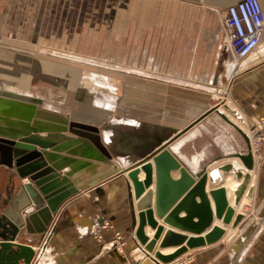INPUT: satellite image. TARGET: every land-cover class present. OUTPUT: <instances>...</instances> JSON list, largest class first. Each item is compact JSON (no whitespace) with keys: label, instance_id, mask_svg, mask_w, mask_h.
<instances>
[{"label":"crops","instance_id":"0c3cea01","mask_svg":"<svg viewBox=\"0 0 264 264\" xmlns=\"http://www.w3.org/2000/svg\"><path fill=\"white\" fill-rule=\"evenodd\" d=\"M238 1L119 0L118 19L113 20L111 12H107L104 24H110L111 28L112 22H118L122 36L168 40V54L174 55V75L169 66L168 86L184 88L189 96L203 95L197 87L216 85L230 90V98H135L132 106L142 119L138 126L151 135L145 147L135 154H117V143H124L123 133L118 141L113 130L103 139L96 123L74 120L64 123L57 114L43 115L29 104L26 112L25 104L17 105L9 100L7 107H1L11 116L0 122V166L16 172L32 200V205L23 212L25 227L21 236L27 240L17 242L28 244L36 251L33 264L47 248L56 254L53 259L50 253L53 264L129 261L142 264L148 253L136 234L140 214L137 203L148 190L136 199L129 173L145 162L155 165L151 157L165 146L173 164L190 173L186 183L197 181L200 172L209 174L228 163L237 170L244 169L243 162L234 156L246 154L247 144L223 116L248 135L253 120L264 117V40L239 66L233 64L223 18L228 7ZM260 2L264 10V0ZM112 5L117 6V2H110L109 6ZM96 22V0H0V70L62 69L57 66L58 61L54 67L43 56L80 54L81 37L86 34L87 38L91 35L95 39ZM33 55L39 56L34 64L29 57ZM15 80L18 86H27L26 79ZM151 82L153 88L163 85L158 80ZM103 106L113 105L108 102ZM223 109L233 116L224 114ZM210 110L214 111L203 117ZM80 150L86 152L85 158L75 155ZM159 156L163 170L168 171L171 165L165 154ZM247 172L251 179L238 206L234 190L241 181L234 173H222L225 181L215 185L208 178L206 193L214 214L211 192L224 189L227 206L234 210V216L229 225L215 216L212 226L201 235L172 228L156 215L154 174L150 189L152 209L159 225L188 238H203L214 227L225 229L217 242L189 249L170 264H264V145L261 155L254 157L253 169ZM181 174L175 169L171 177L179 180ZM139 180H145L144 172L139 174ZM167 182L168 178L162 177L161 183ZM180 190L176 184L168 187L164 197L166 212L174 210ZM41 199L42 207L34 208ZM196 201L199 203L200 199ZM239 215L242 219L234 226ZM55 216L58 220L54 234L49 228ZM185 216V212L179 215ZM155 232L146 226L145 234L150 240ZM117 233L127 240L125 249L118 245ZM41 244L43 247L38 248ZM182 246L186 243L157 250L170 255Z\"/></svg>","mask_w":264,"mask_h":264},{"label":"rangeland","instance_id":"374dc122","mask_svg":"<svg viewBox=\"0 0 264 264\" xmlns=\"http://www.w3.org/2000/svg\"><path fill=\"white\" fill-rule=\"evenodd\" d=\"M110 2L112 4L117 2V6H109ZM118 4L119 0H96L95 39H92L91 35L89 38L86 34L82 36L80 54L43 56L48 62L53 63L54 67L55 62L58 61L57 66L62 69L25 72L0 70V122L5 116L10 115L1 109V107H7L8 100L17 105L25 104L26 112L27 104H29L41 110L43 115L57 114L63 117L64 123L65 120L96 123L103 139L113 130L118 136V141L123 133L124 143H117V154L120 152L135 154L140 151L139 148L145 147L148 139H151L148 131L138 126L137 122L142 119L141 114L132 106L135 98H190V96L192 98H230L228 87L216 85L197 87L195 89L203 92V95L195 93L189 96V91H185L184 88L168 86L169 66L174 75V55L168 54V40L152 37L135 38L134 36L127 38L120 35L118 22H112L111 28L110 24H104L103 18H108L107 14L110 12L113 20L118 19L120 11ZM29 57L33 63L39 56ZM19 78L27 80L26 87L18 86L15 79ZM153 80H158L166 86L153 88L151 82ZM108 102H111L113 106L104 107L103 105ZM75 155L82 158L87 156L83 150L77 151ZM52 169L56 170V167ZM63 169L64 167L62 171ZM10 176L15 178L14 192L17 193L23 181L19 179L16 172L4 170L1 166L0 190L11 185ZM32 188L37 191L33 184ZM5 198H7L5 193L0 195V217L6 210L3 203ZM42 205L43 199L40 203H36L34 208L42 207ZM57 217L55 216V221L49 228V232L54 234L57 228ZM115 237L117 243L125 249L128 245L127 240L119 233ZM23 239L27 240L26 237L18 240ZM43 245L37 247L42 248ZM51 254L54 259L55 252L52 251ZM40 255L38 253V257ZM124 264L135 263L129 261Z\"/></svg>","mask_w":264,"mask_h":264},{"label":"water","instance_id":"95a60500","mask_svg":"<svg viewBox=\"0 0 264 264\" xmlns=\"http://www.w3.org/2000/svg\"><path fill=\"white\" fill-rule=\"evenodd\" d=\"M213 111L214 110H210L203 117L211 114ZM235 114L237 115V113ZM223 118L227 120L225 116H223ZM232 126L243 136L247 144V153L236 154L234 157L239 158L248 170H252L254 167V157L251 154L250 139L247 134H245L239 128L234 125ZM162 152L165 154L167 160L171 165V168L168 171L163 170L162 158L161 156H159V154ZM151 158H153L156 166L155 172L152 163L148 162L141 166V168H136L129 173V177L134 185L136 199H140L145 191L148 190V192L137 203V208L140 211V214L136 234L141 245L144 246L145 250L148 253V257L142 264H170L178 257L186 253L189 249H194L217 242L224 236L225 229L214 227L203 238H188L185 235L175 233L171 230H166L163 225H159L157 220H155L154 211L152 209L153 190L150 189V187L154 183V174L156 176V215L160 219H163V222L166 225L182 232H187L194 235H201L206 232L212 226L215 216L219 219H223V222L226 225L231 224L234 216V210L227 206L226 192L224 189H218L211 192V196L215 201L216 208L214 214L211 207V201L208 194L206 193L208 178L210 177L211 184L215 185L216 183H223L225 181L222 173H234L235 178L241 181V184L236 188V190H234L235 205L238 206L241 201V197L243 196L245 190L249 185L251 175L250 173H246L243 170H237L232 163H228L221 167L215 168L209 174H207L206 171L200 172L198 174L199 178L197 181L195 179H192L189 183H186L185 181L187 180V178H190V173L182 166L173 164L172 156L166 146L161 148V150H159ZM175 169H179L182 173L179 180H174L171 177V172ZM141 170L145 172L144 181H140L138 179V175ZM162 177L168 178V182L164 185L161 183ZM174 184L179 185L181 190L178 198L174 201L176 205L174 210L168 213L166 212V210L168 209L165 207L164 197L168 190V187ZM14 191L15 187L13 188L12 195L5 198V202H3L5 203L6 210L5 213L0 217V230L2 231L6 230L5 220L9 209H12L13 207L12 200L18 210H20L17 205V199L20 197L21 193L25 192L23 185L19 186L17 193ZM197 198L200 199L199 203L196 201ZM178 199H181L180 202H178ZM9 202L11 204L8 205ZM181 212H185L186 216L183 218L179 217ZM195 219H197L196 222ZM241 219V215L237 216L233 225L237 226ZM9 225H11L13 228V230L10 232V235H0V238L2 240L0 242V264H31L35 256V252L33 251L32 247L28 244L16 242L22 237L17 227L18 225L22 226V223L19 224L13 222L9 223ZM147 225H149L156 231L152 240H150L149 237L145 234V228ZM184 243H186V246H182L176 252L170 255H165L157 250L158 247H160L161 249H166L169 247L180 246Z\"/></svg>","mask_w":264,"mask_h":264},{"label":"built area","instance_id":"2783aa9c","mask_svg":"<svg viewBox=\"0 0 264 264\" xmlns=\"http://www.w3.org/2000/svg\"><path fill=\"white\" fill-rule=\"evenodd\" d=\"M223 26L232 62L240 64L264 40V10L260 0H239L229 6L223 18ZM250 132L253 156L258 157L264 145V117L253 120Z\"/></svg>","mask_w":264,"mask_h":264},{"label":"bare ground","instance_id":"6f19581e","mask_svg":"<svg viewBox=\"0 0 264 264\" xmlns=\"http://www.w3.org/2000/svg\"><path fill=\"white\" fill-rule=\"evenodd\" d=\"M234 65H240V64H235V63H233ZM221 111V110H220ZM222 112V111H221ZM224 112H227L228 114H230L231 116H233V114L232 113H230L228 110H226V109H223V113ZM225 114V113H224ZM225 118H226V115H225ZM227 119V121L231 124V125H234V126H236L237 128H239L241 131H243L242 130V128L241 127H239L238 125H236L235 123H233L232 121H230L229 120V118H226ZM238 119V118H237ZM244 132V131H243ZM245 134H247L246 132H244ZM251 133V132H250ZM247 136L249 137V139L251 138L250 136H251V134H247ZM251 140V139H250ZM250 144H251V141H250ZM251 154L253 155V152H252V148H251ZM254 157V156H253ZM145 163H148V162H145ZM155 164V163H154ZM152 165H153V163H152ZM139 167V166H138ZM138 167H136V168H138ZM154 167H155V165H153V169H154ZM135 168V169H136ZM140 168V167H139ZM245 169V170H244ZM244 169H243V171H245V172H247V171H249L245 166H244ZM133 171V170H132ZM131 171V172H132ZM141 172H144L143 170H141L140 171V173ZM139 173V174H140ZM145 173V172H144ZM130 178V177H129ZM138 179H139V175H138ZM131 180V179H130ZM132 181V180H131ZM231 184H233V183H231ZM231 184H229V185H231ZM29 185V184H28ZM231 186H233V185H231ZM230 186V187H231ZM23 188H24V193H21V195H20V197L17 199V205H18V207L20 208V210H18V208L15 206V204H14V202H13V200H12V204H13V207H12V209L10 208H8L9 209V211H8V213H7V217H6V222L7 223H19V224H21L22 223V226L21 225H18L17 227H18V229H19V231H20V235H21V232H22V229L25 227V223H24V218H23V212L28 208V207H30L31 205H32V200H31V198H30V196H29V194H28V192H27V190H26V188L23 186ZM30 188V187H29ZM35 198V197H34ZM12 199V198H11ZM32 199H33V197H32ZM37 200H39V199H37ZM9 204H11L10 202L8 203V205ZM8 205H7V207H8ZM32 208V207H31ZM224 229V228H223ZM151 236H152V234H151ZM2 240H0V242H1ZM18 241V240H17ZM16 241V242H17ZM140 242V241H139ZM18 243H20V242H18ZM141 244V243H140ZM33 249V248H32ZM46 249V248H45ZM51 249L52 248H47V250H46V252L43 254V256L41 257V258H39V259H37V261H36V263L35 264H53L52 262V258H51V255H50V253H51ZM33 251L35 252V256H34V258H33V260H32V262H31V264H33V261H34V259H35V257H36V251L33 249ZM40 257V256H39ZM7 262V261H6Z\"/></svg>","mask_w":264,"mask_h":264},{"label":"flooded vegetation","instance_id":"af4514ba","mask_svg":"<svg viewBox=\"0 0 264 264\" xmlns=\"http://www.w3.org/2000/svg\"><path fill=\"white\" fill-rule=\"evenodd\" d=\"M10 179H11V185H7L4 190H0L1 196L3 195V193L6 194V197H9L10 195H12V191H13V188L15 187L14 185L16 184V182H15V178H13V176H10ZM5 227H6L5 231L0 230V235L2 234L4 236H9L10 232L13 230V228L7 222L5 223ZM21 238H23V237H21Z\"/></svg>","mask_w":264,"mask_h":264}]
</instances>
